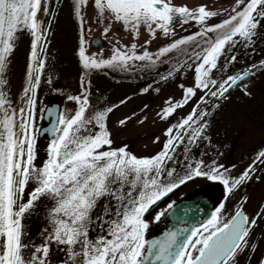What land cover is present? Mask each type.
<instances>
[{"label":"snow or ice","instance_id":"6c2138e0","mask_svg":"<svg viewBox=\"0 0 264 264\" xmlns=\"http://www.w3.org/2000/svg\"><path fill=\"white\" fill-rule=\"evenodd\" d=\"M47 3L48 0H0V74L5 71L17 34L27 29L34 37L31 53L34 67L29 86L24 90L25 104L20 108L14 107L12 100L0 91V264H49L53 245L65 255L61 264H235V257L247 245L246 238L256 225V218L250 219L241 209H237L231 220L221 227L220 214L224 207L221 204L206 224L190 231L185 229L189 232L186 236L183 232H170L163 242L145 239L149 225L143 216L158 200L196 177L219 181L231 193L250 178L257 161L264 163V151L235 179L226 175L228 170L222 165L213 162L202 167L203 161H199L194 167H189L178 183L164 184L160 177L173 176V171L166 170L167 163L173 160L169 153L175 152L178 144L185 140L194 143L206 128V124L192 126L196 123L197 109L193 108L192 114L167 129L168 139L158 154L138 158L123 147L112 149L106 125L107 113L112 108L97 111L92 117L86 115L89 97L83 78L81 94L67 97L78 106L73 114L59 113L51 122V128L37 127L36 90L45 66L37 49L41 45L39 51H45L42 43L47 31L42 28L38 14L41 11L48 14ZM89 5L97 13L98 20L109 21L103 28L105 37L113 22L123 25L134 37L139 35L141 27L152 37L157 31L167 36L174 30V24L190 21L199 23L204 29L197 36L217 34L211 41L204 40L205 46L200 52L193 53L195 61H198L194 67V87L181 86L182 100L170 101L169 106L163 109L164 118L187 104L197 91L204 92L201 102L205 97L223 98L251 74L252 70L248 69L228 76L223 82L210 77L226 46L235 45L237 38L251 41L256 35V29L264 20V0H234V5L224 10L227 18L215 26L205 25L220 13L209 10L205 4L189 9L187 5H174L172 0H74L75 15L81 21V13ZM83 31L82 22L78 57L85 70L104 67L126 70L130 62L135 61H147L151 66L189 42H196V47H201L196 36H189L160 48L154 58L146 49L137 54L135 43L124 48L114 44L112 56L99 59L96 54H87ZM149 43L150 40L145 41V44ZM230 60H235V57H230ZM185 65L187 62L175 67L163 79ZM259 67L264 68V62ZM4 83L0 78V84ZM43 111L52 115L50 110ZM204 115L207 113H199L201 118ZM125 122L120 121L121 124ZM41 133L50 134L51 139L46 150L47 159L37 166L36 143ZM31 182L35 187L26 193ZM105 196H111L119 207L111 213L114 219L104 221L107 227L103 234L92 238L89 235L91 213L98 200ZM41 197L52 200L54 206L49 212L51 230L45 229L41 233L43 242L37 245L26 240L22 221ZM105 214H109L108 209H105ZM159 218L157 215L156 219ZM97 219L103 220L102 217ZM178 236H183V239H178ZM26 251L31 255L26 256Z\"/></svg>","mask_w":264,"mask_h":264},{"label":"flooded vegetation","instance_id":"af4514ba","mask_svg":"<svg viewBox=\"0 0 264 264\" xmlns=\"http://www.w3.org/2000/svg\"><path fill=\"white\" fill-rule=\"evenodd\" d=\"M64 1L48 0L50 11L46 25H43V28L47 30L44 34V46L58 16V9ZM66 1L71 9L75 27L79 24L81 28L77 16H74L72 0ZM172 3L177 6L187 5L189 9H194L201 4L207 5L209 10L219 12L220 15L210 18L205 26H215L227 18L224 10L230 9L234 5V0H172ZM43 14L42 11L39 17H42ZM118 24L114 33L107 34L106 37L101 32H95L90 36L89 42H87L88 46H90V39L93 35L99 34L102 39L101 48L90 47V55L96 54L99 59H105L107 55H109L108 57L112 56L114 44L124 48L135 43L137 54H142L146 49L155 58V54L160 48L189 36H196L201 47L197 48L196 42H189L187 45L181 46L180 49L173 50L161 57L157 60L159 64L148 66L147 61H135L130 62V67L126 70L113 68L115 70L112 77L114 91L116 92V88L120 87V81L124 82L130 90L128 100H132L134 110L130 111L126 118L118 120L117 130L112 133L114 136L112 149L123 147L138 158L155 156L162 150L163 144L168 139L167 129L187 118L192 114L193 108H196V123L192 126L206 124V128L194 143H188L185 140L183 144H178L175 152L169 153L173 156V160L167 163L166 170L173 171V176L163 175L160 177L161 182L164 184L178 183L179 179L188 172L189 167H194L195 163L199 161H203L202 167L211 165L213 162L216 165H222L228 170L227 176L233 179L238 178L250 165H253L258 154L264 151V68L259 67L261 62H264V20L256 29V35L251 41L244 42L237 38L238 42L235 45L225 47L223 54L218 59V66L210 73V77L218 82H223L228 76L244 73L248 69L252 70L251 74L237 86L232 87L223 98L205 97V101L201 102L200 97L204 95V92L203 90L197 91L187 104L177 108L167 118L163 117V109L169 106L170 101L176 103L182 100L184 93L181 86L194 87V67L198 61H195L193 53L200 52L205 46L204 40L211 41L217 34L208 33L205 37L197 36V33L203 32L204 29L199 23L190 21L187 24H174V30L167 36L163 32L157 31L156 35L152 37L144 27H141L139 35L134 37L133 34L125 30L123 25ZM148 40L151 43L145 44V41ZM233 56L235 60H230V57ZM185 62L192 67L185 65L179 71L174 72L172 76L163 79L168 76L169 71L180 64H185ZM124 72H127L128 76L122 75ZM153 72H158L160 78L150 79ZM157 89L159 94H152ZM120 104L119 94L114 93L112 117L116 112L120 113ZM152 108L156 109L154 119H152ZM201 112H206L207 115L201 118L199 116ZM118 118L120 119V117ZM113 119L114 122L116 117ZM120 121L126 122L121 124ZM120 130H125L126 135L128 132H134L133 136H129L127 144L120 142L118 136ZM135 133L138 136H135ZM137 137L142 139L140 146L135 143L139 139ZM205 171H207L206 167ZM185 200L189 202L188 206L179 211L176 216L180 231L189 225L192 229L206 224L211 219L212 213L221 204L224 207L220 214V226L227 223L237 209H241L250 219L256 218V225L251 230L260 231V234L257 235L258 238L255 243L250 244V251L247 250L244 254H238L236 257L242 262L248 259L251 264H264V163L257 161L254 170L250 173V178L231 193L226 191L221 182L209 180L204 176L181 184L153 204L145 213L153 215V220L146 229V240L167 227L170 222L169 210L175 204ZM169 205L172 207L169 208ZM157 215L160 217L158 220L156 219ZM191 216L192 219L189 220L188 218ZM96 228H98V223Z\"/></svg>","mask_w":264,"mask_h":264},{"label":"rangeland","instance_id":"374dc122","mask_svg":"<svg viewBox=\"0 0 264 264\" xmlns=\"http://www.w3.org/2000/svg\"><path fill=\"white\" fill-rule=\"evenodd\" d=\"M74 4V0H72ZM58 16L55 19L50 33L47 36V40L44 46V55L43 60L45 61V66L40 73L41 82L36 90V99H37V127L42 125V111L44 106L50 102H58V114L65 113L68 115L73 114L74 110L78 107L75 102L69 101L67 97L69 95H80L81 94V82L87 84V91L89 97V107L86 112L88 117H92L97 111L107 110L112 108L113 103V94H119L120 98V113L113 114L112 111L107 113L106 116V125L107 130L110 133V138L112 143L114 142V133L117 130L118 120L126 118L130 111H133L132 100L129 99L130 90L128 86L121 82L119 83V88H116V92L113 87V74L115 70L110 67H104V69L99 70H85L78 57V50L81 37V28L80 25L75 27L72 18V12L65 0L64 3L58 9ZM42 12V11H41ZM41 12L38 14L40 16ZM75 16V13H74ZM81 16L83 21L78 19V23H82L85 26L83 31L85 48L87 54L90 55V46H88L90 36L95 32H103L104 26L109 22L108 20H98L97 13L93 10L92 6H86ZM76 22V21H75ZM118 23L113 22L111 30L108 34L114 33L116 30V25ZM119 25V24H118ZM80 29H79V28ZM32 48L29 50V56L26 66L29 67V62L31 58ZM106 56V54H105ZM105 59H109L110 57ZM157 61L156 63H158ZM158 66V65H157ZM27 69V68H26ZM158 71V70H157ZM124 76H128L127 72L122 73ZM51 81V83H49ZM20 92L23 90V83L18 87ZM25 90V88H24ZM24 93L21 95L20 107L24 104ZM152 94H159V90L153 91ZM115 96V95H114ZM123 102V103H122ZM152 119H154L156 114V109L152 108ZM116 117L113 122V118ZM120 117V119L118 118ZM115 126V127H114ZM139 129V128H137ZM120 142H129V136H133L134 132H128L126 135L125 130H120ZM135 136H138L135 133ZM135 143L137 146H140L142 139L140 137ZM50 139L46 138L44 134L42 137H38L36 143V165L40 166L42 162L47 159L46 150L49 145ZM35 187V183L31 182L26 188V193L31 192ZM27 195L25 196V200ZM54 206V202L48 198L41 197L35 205V208L27 214L23 219L24 230L27 233L26 240L33 242L37 245L43 242L41 233L45 229L51 230V225L49 223V212L50 209ZM119 207V204L111 196H105L98 200L96 207L92 211V221L89 224V235L94 238L98 235L103 234L104 229L107 227V224L104 221L114 219V213ZM105 209L109 210V214H105ZM97 217H102L103 220H98ZM146 223H150L153 220L152 214H144L143 216ZM98 223V228L97 227ZM145 230V239H146ZM260 234L259 230H251L247 239V245L244 247L243 251L239 254H244L247 250L250 251V244L255 243L258 238L257 235ZM26 256H30L31 252L26 251ZM65 259L63 252L59 251L58 246L53 245L52 250L49 255V264H61V261ZM241 260L238 257H235V264H251L249 260L240 262Z\"/></svg>","mask_w":264,"mask_h":264},{"label":"water","instance_id":"95a60500","mask_svg":"<svg viewBox=\"0 0 264 264\" xmlns=\"http://www.w3.org/2000/svg\"><path fill=\"white\" fill-rule=\"evenodd\" d=\"M28 35H29V30H27V29H25V30H23L17 34L16 40H15V46H14L13 51L10 53V55L7 59L5 71H4V73L0 74V78H2L5 81L4 84H0V91H3L12 100L13 105L16 108H20L19 105H20L21 95L24 92V88H26V84L28 81V76H29L31 62H32V55L30 58L29 67H27L26 64H27V60H28V56H29V50L32 48V42H33L34 37H31V44L27 50V55H26L24 67L22 70V75L19 79V83L17 85H15V89L18 92V99L16 96V100H15V98L12 97L14 86H13V81H11V73H13L12 70H13V66H14L16 50L18 53V51H19L18 49H20L21 47L23 49V47L26 43V40L29 37ZM101 46H102L101 36L99 34L93 35L90 39V47L95 48V49H99V48H101ZM21 83H23V90L20 92V90H18V87L20 86ZM58 108H59L58 102H50L44 106L43 110H45V109L50 110L52 112V115L49 116L47 111H42L41 116H42V120L44 123H42V125L39 126L40 128H51V126H52L51 122L57 118ZM43 135H44V133H41V134H39L38 137H42ZM45 135H46V138L48 140L51 139L50 134H45ZM188 204H189V202L186 200L181 201L178 204H175L168 212V216L170 217V222L167 225V227L163 231L159 232L156 235L151 236L147 240L148 241H161V242L166 241L167 234L170 232H178V233L183 232L184 236L188 235L189 232H185L184 230L188 229L190 231L191 225L187 226L183 231H180L177 220H176L177 213L179 211L184 210L183 208L187 207ZM231 218L228 220V222L231 220ZM188 219L191 220L192 216ZM178 239H183V236H178ZM156 264H161V262H156Z\"/></svg>","mask_w":264,"mask_h":264},{"label":"bare ground","instance_id":"6f19581e","mask_svg":"<svg viewBox=\"0 0 264 264\" xmlns=\"http://www.w3.org/2000/svg\"><path fill=\"white\" fill-rule=\"evenodd\" d=\"M28 36L29 37L26 40V43H25L23 49H22V47L20 49H18L19 50L18 53H17V50H16L14 66H13V70H12L13 73H11V81H13V86H14L12 97L15 98V100H16V96H17V99H18V92L15 89V85H17L19 83V79H20V77L22 75V70H23L25 59H26V55H27V50H28V48L30 47V44H31V37H33L31 32H30V30H29V35Z\"/></svg>","mask_w":264,"mask_h":264},{"label":"trees","instance_id":"16d2710c","mask_svg":"<svg viewBox=\"0 0 264 264\" xmlns=\"http://www.w3.org/2000/svg\"><path fill=\"white\" fill-rule=\"evenodd\" d=\"M47 6H48V9H49V2L47 3ZM50 11V10H49ZM49 16V12L47 15L43 14L42 17H39V20L41 21V24H42V28H43V25L45 26L46 25V21H47V18ZM45 34V33H44ZM44 38H45V35L43 37V42H44ZM40 46L41 45H38V56L39 58H42L43 59V55H44V51L43 52H40L39 49H40ZM42 46L44 47V44L42 43ZM34 67V61L32 59V63H31V67H30V72H29V76H28V81H27V84H26V88L29 86V83H30V74L32 73V69ZM160 78V74L158 72H153L150 76V79L154 80V79H159ZM34 83V81H32ZM25 101H26V97H24V104H25ZM23 104V105H24Z\"/></svg>","mask_w":264,"mask_h":264}]
</instances>
